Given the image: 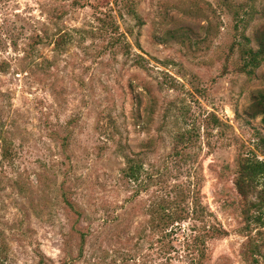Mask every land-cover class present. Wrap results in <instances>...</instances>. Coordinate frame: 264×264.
<instances>
[{"label": "rangeland", "instance_id": "1", "mask_svg": "<svg viewBox=\"0 0 264 264\" xmlns=\"http://www.w3.org/2000/svg\"><path fill=\"white\" fill-rule=\"evenodd\" d=\"M263 5L0 0V264H264Z\"/></svg>", "mask_w": 264, "mask_h": 264}, {"label": "trees", "instance_id": "2", "mask_svg": "<svg viewBox=\"0 0 264 264\" xmlns=\"http://www.w3.org/2000/svg\"><path fill=\"white\" fill-rule=\"evenodd\" d=\"M262 19V22L256 27L254 39L257 44L255 49L243 47L240 49L241 63L239 69L251 73L252 69L257 67L264 59V5L261 9L256 10ZM244 40L248 38L244 36ZM264 96H256L257 104ZM264 148V142H263ZM128 165L123 169L124 175L131 179L137 180L139 165L131 159H127ZM234 185L237 193L242 198L241 214L245 222H254L264 226V159L257 160L254 158H242L238 161L237 176L234 179ZM67 207L76 213L72 202L65 199ZM253 260H255L253 258Z\"/></svg>", "mask_w": 264, "mask_h": 264}]
</instances>
